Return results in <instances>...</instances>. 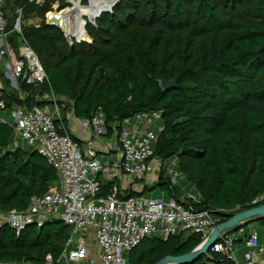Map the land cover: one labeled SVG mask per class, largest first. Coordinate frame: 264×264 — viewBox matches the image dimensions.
Here are the masks:
<instances>
[{"label":"trees","instance_id":"obj_1","mask_svg":"<svg viewBox=\"0 0 264 264\" xmlns=\"http://www.w3.org/2000/svg\"><path fill=\"white\" fill-rule=\"evenodd\" d=\"M73 5L56 23L79 40L81 16L92 21L112 1L88 9ZM7 6L9 11L22 7L25 18L40 20V28L26 26L22 36L52 92L71 103L76 118L90 120L99 112L111 132L136 114L161 112L163 130L153 158L175 161L177 173L198 194L194 208L242 212L264 194V0H119L95 26H86L90 43L72 45L60 30L43 23L48 2ZM163 80H175V87L163 90ZM19 93L4 92L0 101L9 109L46 104L34 101L30 95L38 92L24 84ZM14 139L10 125L0 121L4 214L24 212L31 198L43 197L58 181L55 170L33 149L12 150ZM168 181L161 173L156 184L161 196L168 200L183 194ZM69 233L54 220L40 228L28 226L18 236L2 226L0 264H46L47 256L56 264ZM201 243L194 234L165 241L150 237L125 258L128 264H156L188 254ZM209 263L229 264L218 254Z\"/></svg>","mask_w":264,"mask_h":264},{"label":"built area","instance_id":"obj_2","mask_svg":"<svg viewBox=\"0 0 264 264\" xmlns=\"http://www.w3.org/2000/svg\"><path fill=\"white\" fill-rule=\"evenodd\" d=\"M45 2L50 11L43 23L60 30L67 44L72 45L91 41L85 33L87 41L67 36L57 25L48 23V15L74 10L73 2L88 9L102 0H0V97L4 92L19 93L24 84L38 92L30 95L34 101L46 103L43 107L28 109L23 105L9 109L0 101L1 111L9 109L15 124L10 126L15 135L12 150L19 147L16 138L20 139L45 159L58 179L57 186L46 195L31 198L24 212H0V228L7 226L18 236L28 226L40 228L49 220L62 222L70 233L56 264H128L125 256L150 237L165 241L183 233L197 235L205 242L216 226L240 211L196 209L199 197L188 192L168 200L163 196H142L156 186L161 173L169 179L170 188L175 187L180 176L172 170L176 167L174 160L167 167V161L153 158V145L163 130L161 112L136 114L116 124L111 132L99 112L90 120L76 118L71 103L52 92L36 54L22 36L26 26L40 28V20L34 16L25 18L22 7L9 11L7 6L24 3L41 7ZM100 16L92 22L81 16L83 31L87 25L95 26ZM20 99L25 100V95ZM72 121L86 137L83 147L69 127ZM98 156L107 161H100ZM105 183H109L106 189ZM263 201L264 194L248 208ZM237 240L245 246V264H252L254 257L264 252L255 228L240 222L234 230L219 233L202 261L194 264H211L212 254L220 255L229 264H240L236 259ZM45 262L52 264L51 257L47 256Z\"/></svg>","mask_w":264,"mask_h":264},{"label":"water","instance_id":"obj_3","mask_svg":"<svg viewBox=\"0 0 264 264\" xmlns=\"http://www.w3.org/2000/svg\"><path fill=\"white\" fill-rule=\"evenodd\" d=\"M119 0H114L113 5L106 11L99 12V15L96 17V19L103 14H110L112 12V9L115 7V5L118 3ZM54 27V26H50ZM85 34H87L84 31ZM176 81H167L163 80L161 82V88L165 91L172 90L175 87ZM93 115V114H92ZM15 124L12 125L14 127ZM157 186H154L155 188ZM264 218V205L261 206H255L248 209H245L244 211L237 213L233 216H230L227 218V220L216 226L215 229L211 232L209 237L205 242H202L196 249H194L192 252L178 256V257H165L164 259L160 260L156 264H194L199 259H201L209 250L210 248L216 243L217 235L223 231L233 229L237 223L244 222L246 225L252 224L254 221H258ZM58 224H61L62 222L58 221ZM67 227L66 225H64Z\"/></svg>","mask_w":264,"mask_h":264},{"label":"rangeland","instance_id":"obj_4","mask_svg":"<svg viewBox=\"0 0 264 264\" xmlns=\"http://www.w3.org/2000/svg\"><path fill=\"white\" fill-rule=\"evenodd\" d=\"M60 2H62V0H60ZM75 3V2H74ZM72 11V10H71ZM69 11H66L65 13L61 14V15H57V14H54L50 19L49 21L52 23L54 21V19L56 20L59 19L60 17L66 15ZM81 20H82V23H84V20L83 18L81 17ZM1 69V68H0ZM0 121H3L7 124H9L10 126L13 125L14 121L11 117V112L9 109H7L5 112L1 111L0 112ZM15 140V139H14ZM16 142L18 143V146L21 147V148H27L26 145L20 140V139H17L16 138ZM114 143V141H111ZM31 150V149H29ZM98 158L100 159V161L102 162H106L107 161V158H104V159H101V156H98ZM111 160H113L112 158H110ZM167 167H170V162L167 161ZM175 173H177L178 171L176 170V168H173L172 169ZM178 189H180V191L184 192H190L192 193L193 195H197V192L195 191V189L193 188V186H191L189 183H187L186 181H184L180 176L177 178V184L175 185ZM143 197H146V198H156V197H159L161 196V191L158 187L156 188H151L149 191H145L143 194H142ZM252 225L255 230L257 231V233L259 234V236L261 235H264V218L261 219V220H258V221H254ZM201 262V261H200Z\"/></svg>","mask_w":264,"mask_h":264},{"label":"crops","instance_id":"obj_5","mask_svg":"<svg viewBox=\"0 0 264 264\" xmlns=\"http://www.w3.org/2000/svg\"><path fill=\"white\" fill-rule=\"evenodd\" d=\"M70 129L73 131L74 135L79 138L82 143L81 147L84 145V140L86 139L85 135L80 131V127L76 123V121H72L69 124ZM113 140H109V144L113 145ZM113 147V146H112ZM124 185V184H123ZM190 193V192H188ZM192 194V193H191ZM258 234V233H257ZM258 243L259 246L264 248V235L259 236L258 234ZM235 248H236V259L240 264H245L243 259V254L246 252L245 246L243 245V242L241 240H237L235 242ZM252 264H264V252L263 254H258L254 257Z\"/></svg>","mask_w":264,"mask_h":264},{"label":"bare ground","instance_id":"obj_6","mask_svg":"<svg viewBox=\"0 0 264 264\" xmlns=\"http://www.w3.org/2000/svg\"><path fill=\"white\" fill-rule=\"evenodd\" d=\"M112 1V5H113V3H114V0H111ZM108 10V9H107ZM104 11H106V10H104ZM70 12V11H69ZM99 14V13H98ZM97 14V15H98ZM96 15V16H97ZM95 16V17H96ZM94 17V18H95ZM93 21V20H92ZM91 21V22H92ZM48 23L50 24V25H57V23H56V20H54L52 23L48 20ZM83 25H84V23H82ZM58 26V25H57ZM59 27V26H58ZM83 27V26H82ZM60 28V27H59ZM81 32H82V39H79L78 41H81V40H85V41H87L88 40V38H87V36L84 34V31H83V29H81ZM62 224V223H61Z\"/></svg>","mask_w":264,"mask_h":264}]
</instances>
